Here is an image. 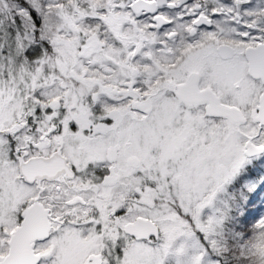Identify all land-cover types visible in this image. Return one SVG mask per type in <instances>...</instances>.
Masks as SVG:
<instances>
[{"label": "snow or ice", "instance_id": "1", "mask_svg": "<svg viewBox=\"0 0 264 264\" xmlns=\"http://www.w3.org/2000/svg\"><path fill=\"white\" fill-rule=\"evenodd\" d=\"M0 264H264V0H0Z\"/></svg>", "mask_w": 264, "mask_h": 264}]
</instances>
